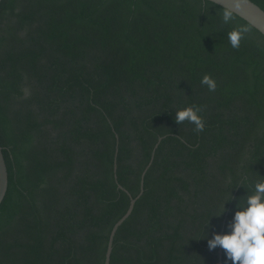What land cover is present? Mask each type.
Returning a JSON list of instances; mask_svg holds the SVG:
<instances>
[{"label":"trees","instance_id":"16d2710c","mask_svg":"<svg viewBox=\"0 0 264 264\" xmlns=\"http://www.w3.org/2000/svg\"><path fill=\"white\" fill-rule=\"evenodd\" d=\"M222 9L1 1L0 264H104L141 179L110 264H219L203 224L209 237L228 231L248 192L238 172L264 175V36L250 27L233 48L228 31L248 23L234 14L224 24ZM206 73L214 91L200 83ZM187 104L201 106L203 131L175 121ZM221 262L231 264L223 249Z\"/></svg>","mask_w":264,"mask_h":264},{"label":"clouds","instance_id":"9594fccd","mask_svg":"<svg viewBox=\"0 0 264 264\" xmlns=\"http://www.w3.org/2000/svg\"><path fill=\"white\" fill-rule=\"evenodd\" d=\"M247 2L248 0H231L235 8H240ZM220 15L224 24H230L235 19L232 7H224ZM250 27L249 24H236L228 31V40L233 48L240 46ZM200 83L206 85L210 91L217 87L216 80L207 73L201 77ZM174 119L177 123L190 122L194 125L195 131H203L205 127L202 108L197 104L177 108ZM237 175L236 186L242 185L248 192L236 201V210L228 225L229 230L215 231L209 237L207 219L202 226L200 238L207 240L210 250L222 248L226 261H231V264H264V175L259 174V178H253L247 171H239ZM232 189L230 195L219 202L211 216H221L227 210V202L233 199Z\"/></svg>","mask_w":264,"mask_h":264},{"label":"water","instance_id":"95a60500","mask_svg":"<svg viewBox=\"0 0 264 264\" xmlns=\"http://www.w3.org/2000/svg\"><path fill=\"white\" fill-rule=\"evenodd\" d=\"M2 0H0L1 3ZM210 2H213L221 7H232L234 10V14L247 22L251 27L256 29L259 33H261L264 36V10L257 5L252 0H248L247 3H243L240 8H235V6L231 3V0H208ZM160 140V138H159ZM150 164V163H149ZM147 165V167L149 166ZM146 167V169H147ZM146 169L142 173L143 175L146 171ZM7 167L5 163V159L2 153V147L0 146V204L6 194L7 191V185H8V177H7ZM142 192V179H141V185H140V192L136 197H130L129 205L125 213L114 223L110 234L109 239L107 243V248L105 252V259L104 264H110V254L112 250V242L115 235L116 230L118 227L123 223V221L130 215L132 212V209L134 207L136 199L139 197V195ZM222 232V231H221ZM219 264H221V256H222V249L219 247Z\"/></svg>","mask_w":264,"mask_h":264}]
</instances>
